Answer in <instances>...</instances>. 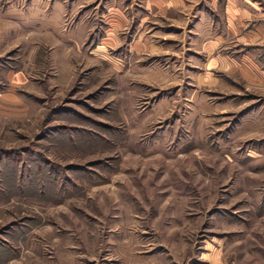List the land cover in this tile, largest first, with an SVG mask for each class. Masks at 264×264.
<instances>
[{"label":"rangeland","instance_id":"obj_1","mask_svg":"<svg viewBox=\"0 0 264 264\" xmlns=\"http://www.w3.org/2000/svg\"><path fill=\"white\" fill-rule=\"evenodd\" d=\"M151 1L0 0V264H264V46Z\"/></svg>","mask_w":264,"mask_h":264},{"label":"crops","instance_id":"obj_2","mask_svg":"<svg viewBox=\"0 0 264 264\" xmlns=\"http://www.w3.org/2000/svg\"><path fill=\"white\" fill-rule=\"evenodd\" d=\"M196 4L202 6V13L208 16L212 31H226V34L215 33L217 38L209 41L210 46L215 47L221 35L235 36L241 45L264 46V0L151 1L157 13L166 15L178 14L182 9ZM243 30L244 33H241Z\"/></svg>","mask_w":264,"mask_h":264}]
</instances>
